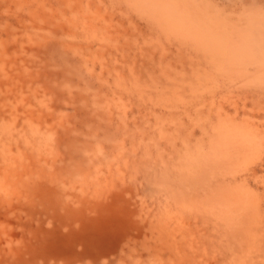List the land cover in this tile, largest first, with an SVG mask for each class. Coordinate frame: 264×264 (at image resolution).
<instances>
[{
	"label": "rangeland",
	"instance_id": "374dc122",
	"mask_svg": "<svg viewBox=\"0 0 264 264\" xmlns=\"http://www.w3.org/2000/svg\"><path fill=\"white\" fill-rule=\"evenodd\" d=\"M0 264H264V0H0Z\"/></svg>",
	"mask_w": 264,
	"mask_h": 264
}]
</instances>
